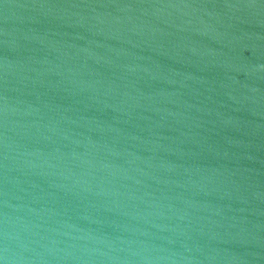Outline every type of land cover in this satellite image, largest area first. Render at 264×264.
I'll use <instances>...</instances> for the list:
<instances>
[{
    "label": "water",
    "instance_id": "water-1",
    "mask_svg": "<svg viewBox=\"0 0 264 264\" xmlns=\"http://www.w3.org/2000/svg\"><path fill=\"white\" fill-rule=\"evenodd\" d=\"M0 264H264V0H0Z\"/></svg>",
    "mask_w": 264,
    "mask_h": 264
}]
</instances>
